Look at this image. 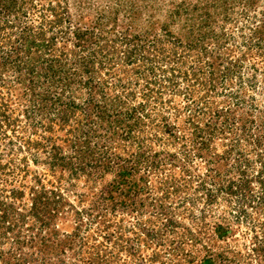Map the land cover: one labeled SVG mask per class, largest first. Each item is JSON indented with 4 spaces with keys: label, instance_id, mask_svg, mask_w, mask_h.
I'll list each match as a JSON object with an SVG mask.
<instances>
[{
    "label": "rangeland",
    "instance_id": "obj_1",
    "mask_svg": "<svg viewBox=\"0 0 264 264\" xmlns=\"http://www.w3.org/2000/svg\"><path fill=\"white\" fill-rule=\"evenodd\" d=\"M0 264H264V0H0Z\"/></svg>",
    "mask_w": 264,
    "mask_h": 264
}]
</instances>
